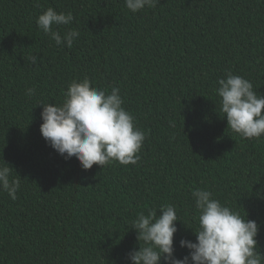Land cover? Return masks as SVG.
Instances as JSON below:
<instances>
[{"label":"trees","instance_id":"16d2710c","mask_svg":"<svg viewBox=\"0 0 264 264\" xmlns=\"http://www.w3.org/2000/svg\"><path fill=\"white\" fill-rule=\"evenodd\" d=\"M49 7L72 13L55 28L79 31L71 48L38 29ZM229 72L264 95V0H159L135 14L125 0H0V163L21 179L17 199L0 191V264H130L140 246L130 222L163 204L181 220L183 258L179 241L196 239V189L256 221L264 254V137L227 128L215 89ZM85 77L118 87L147 134L137 165L85 171L42 137L37 104H61Z\"/></svg>","mask_w":264,"mask_h":264},{"label":"clouds","instance_id":"9594fccd","mask_svg":"<svg viewBox=\"0 0 264 264\" xmlns=\"http://www.w3.org/2000/svg\"><path fill=\"white\" fill-rule=\"evenodd\" d=\"M158 3L159 0H125L127 10L133 14ZM73 19L71 12L58 13L49 7L37 17L36 25L56 46L71 48L79 31L69 29L62 37L55 28L70 25ZM27 59L33 65L37 63L34 54ZM217 84L219 110L227 120V128L245 139L264 137V95L257 94L252 82L231 72ZM35 92L27 88L25 95L32 97ZM123 104L118 87L109 93L93 87L87 77L73 80L61 104H37L42 106L40 133L61 157H74L85 171L93 165L103 169L116 162L137 165L147 134L135 125L133 115ZM13 170L4 160L0 163V191L15 200L21 179L16 172L13 175ZM192 197L198 213L193 230L196 239L179 241L188 254L176 257L174 234L178 231L176 222L181 220L174 205L163 204L149 209L147 214L139 213L130 222L140 245L138 250L127 253L130 264H264L256 239L260 227L256 221L222 204L210 190L196 189Z\"/></svg>","mask_w":264,"mask_h":264}]
</instances>
